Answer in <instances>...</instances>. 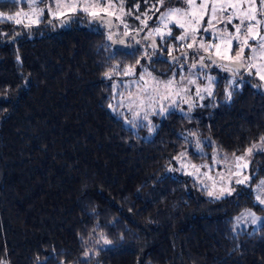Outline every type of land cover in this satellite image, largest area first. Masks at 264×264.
<instances>
[{
    "label": "trees",
    "instance_id": "1",
    "mask_svg": "<svg viewBox=\"0 0 264 264\" xmlns=\"http://www.w3.org/2000/svg\"><path fill=\"white\" fill-rule=\"evenodd\" d=\"M120 1L133 26L0 0V264H264V221L234 226L264 211L250 186L209 198L169 170L190 144L228 154L264 142V80L219 67L197 40L174 39V24L163 37L150 19L138 28L158 0ZM16 13L19 24L6 18ZM194 71L213 87L186 111L142 120L118 102L143 72L187 82ZM252 168L264 178V151Z\"/></svg>",
    "mask_w": 264,
    "mask_h": 264
},
{
    "label": "rangeland",
    "instance_id": "2",
    "mask_svg": "<svg viewBox=\"0 0 264 264\" xmlns=\"http://www.w3.org/2000/svg\"><path fill=\"white\" fill-rule=\"evenodd\" d=\"M28 1L33 3V0ZM195 2L196 5L199 6L201 0H195ZM214 2H216L218 11L216 13V19L212 20L211 24H209L211 7ZM224 2L225 0H206L207 9L204 11L199 23L196 24L193 22V24L189 26L187 23L189 17L184 15V12L189 8L185 0H163L165 8H160V6L163 5L158 4L160 11L157 15L145 13L144 22L150 19L154 24L152 31L159 26L161 32L165 34L173 23L166 22L167 27L160 24L158 18L161 13L166 12L168 9H182L184 11L178 13L172 19H179L186 24L188 28V37L192 39L193 28L197 29L195 32V41L197 40L198 45L201 43L204 44V41L199 40L198 37L202 39L205 35L211 36V40L204 45L206 47H215H209V51H204V49H202L205 58H210L212 55L209 54L213 52L216 55L215 58H213V61L216 62L213 63H218L219 61L220 63L217 64L219 67L227 65V67L234 70L253 72L262 79V77H264V53H262L258 47V38L257 40L249 38L246 45L243 44L242 40L232 38L229 43L228 39L229 35L235 37L236 33L234 26L239 23L237 17L249 8L252 0H241L239 12L233 15L231 23H228L226 18L232 15L234 10L231 7L224 11L219 10ZM235 2L236 0H233V3ZM72 5L76 6L75 11L82 10L85 6H89L86 12L90 14L95 12L97 13V15H95L97 17L103 15L101 18L103 22L108 21L123 26L124 28L125 25H127V27L129 25L133 26L132 23H134L133 21L130 22L128 10L125 9L120 0H54V14L64 15L69 11H73ZM255 7L257 19L261 20L259 28L255 31H258L260 36H264V15L261 14L262 6L260 0H255ZM196 13L198 16L201 15L199 7L196 9ZM31 19L32 21L36 19L34 13ZM142 21L143 20L139 22L138 28L144 24ZM245 23L247 24L249 21H245ZM251 23H255V21H251ZM205 28H207L208 31H205ZM244 32V28L241 27L239 35L244 37ZM114 33L113 35H117L118 31L115 30ZM128 34L130 33H125L122 36L126 37ZM250 48H256L257 51L253 53L250 51ZM217 52L219 53L218 55ZM194 74L195 71L191 72L187 82L183 81L181 78H175L172 79L173 83L170 86L165 87L168 81L161 78L152 79L146 72H143L135 81L126 82L121 86V91L119 92L121 93V98L117 101L121 102L120 104L126 107V109L135 116V119H147L146 115L148 114L165 113L176 108L181 111H186L185 109L188 106L190 107L199 102L201 103L203 97L209 95V91L205 89L211 92L213 87L212 84L214 79L210 78L209 71L205 73L202 71L203 78L206 80L201 79V82H198ZM193 80L195 83L190 82ZM197 92H199V95H197ZM253 145H256V147H253ZM249 148L253 150L251 154L246 155ZM261 149H264V142H255L240 153L228 154L218 149L210 150L201 145L190 144L173 156L169 170L189 178L193 183L197 184L199 188L203 189L206 196L209 198L217 199L233 196L241 187L250 186L255 193V197L259 195L261 199H264V191L257 187L261 181H264V178H257L256 168H252L254 156L262 152ZM236 156H245V160L240 162V168L236 167ZM245 162L248 164L246 168L243 167ZM237 180H244V183H237ZM261 206L264 207V205ZM249 212L254 213L255 217L259 218L255 223H253V216L249 215ZM263 221L264 211L257 212L253 209H247L235 216L234 226L236 229L248 227L256 228Z\"/></svg>",
    "mask_w": 264,
    "mask_h": 264
},
{
    "label": "snow or ice",
    "instance_id": "3",
    "mask_svg": "<svg viewBox=\"0 0 264 264\" xmlns=\"http://www.w3.org/2000/svg\"><path fill=\"white\" fill-rule=\"evenodd\" d=\"M158 3L162 5L163 4V0H158ZM185 3H187L188 6H189L188 10L184 12V15L189 17L188 22H187L188 25L189 26L192 25L193 22L198 24L200 19H201V17H202V15H203V13H204V11L207 9L206 0H201V3H200L199 6L196 5L195 0H185ZM240 3H241V0H236L235 3H233V0H225V2L221 5V7L219 9L220 11H224V10H226L229 7H231L234 10L232 15H229L226 18L228 23H231L233 15H236L239 12ZM260 3H261V6H262V13L261 14L264 15V0H260ZM88 7L89 6H85L82 10L83 11H88ZM197 7H199L200 10H201V15L200 16H198L197 13H196ZM75 8H76V6L72 5V10L73 11H75ZM156 10L159 11L158 8ZM182 11H184V10L178 9V8L177 9H168L166 12L161 13L160 17L158 18L159 23L163 24L165 27H167V23L166 22H168V23H173L178 28L185 29V33L183 35L173 37L174 39L181 40V41L188 39V28L186 27V24L181 22L179 19H172V18L175 17L178 13H181ZM217 11H218L217 5H216V2H214L212 4V7H211V17H210V20H209V24H211L212 20L216 19ZM4 15L5 14L0 13V16H4ZM92 15H97V13L93 12ZM18 16H20V13H16L15 16H7L6 18L8 20H13V19H15ZM237 18L239 19V23L234 26L236 35H235V37H233L232 35L228 36L229 43L231 42L232 38H235L237 40H242L243 44L246 45L247 44V40L249 38H251L253 40H257V38H258V47L261 50V52L264 53V36H260L259 32L255 31L256 29L259 28V26L261 24V20L257 19V16H256L255 0H252V3L250 4L249 8L247 10H245L243 13H241ZM137 19H139V17H137ZM245 21H249V23L246 24ZM251 21H255V23H251ZM15 22L19 24L21 21L19 19H15ZM142 23H145V22L142 21ZM241 27H243L244 30H245L244 37H241L239 35V33L241 31ZM125 28H127V25H125ZM196 30L197 29H195V28L192 29V40H193V43H195V32H196ZM204 30L208 31L207 28H205ZM153 32L155 34H157V35H160L161 37H163V35H164V33L161 32V29H160L159 26H157L153 30ZM151 34L152 33H150L149 35H151ZM167 34L168 35H172V32H171L170 28L168 29ZM109 39H111V36L109 37ZM193 43L187 44L186 47L192 48L193 47ZM155 46L156 45L153 43V47H155ZM209 47H215V46H207L206 47L203 43H201L199 45V48L204 49V51H209ZM250 51L255 53L257 51V49L256 48H250ZM218 54L219 53L217 52V55ZM198 59H199V62L201 63L202 66H206V65L203 64V61H204L205 58L202 55L199 56ZM195 66H196L195 64L192 65V67H195ZM262 79H264V77H262ZM190 82L191 83H195L194 80L190 81ZM172 83H173V81L169 80L167 82V84L165 85V87L170 86ZM205 90L209 91V95H211L210 90H208V89H205ZM197 95H199V92H197ZM228 95L230 96L231 93H229ZM262 139H264V138H262ZM253 147H256V145H253ZM252 150H253L252 148H249L247 150L246 155L251 154ZM261 151H264V149H261ZM235 160H236V167L240 168L241 167L240 162L245 160V156H236ZM247 166H248V164H247V162H245L243 164V167L246 168ZM236 182L237 183H244V180H237ZM257 187L260 190L264 191V181H261L260 184ZM256 200L259 202V204L264 205V199H261L259 195L256 196ZM249 215L253 216V223H255L257 219H259L258 217H255L254 213H250L249 212Z\"/></svg>",
    "mask_w": 264,
    "mask_h": 264
}]
</instances>
